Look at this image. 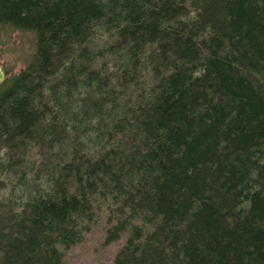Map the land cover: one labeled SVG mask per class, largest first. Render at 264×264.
Listing matches in <instances>:
<instances>
[{
    "label": "trees",
    "instance_id": "trees-1",
    "mask_svg": "<svg viewBox=\"0 0 264 264\" xmlns=\"http://www.w3.org/2000/svg\"><path fill=\"white\" fill-rule=\"evenodd\" d=\"M35 54L0 85V264H264V0H0Z\"/></svg>",
    "mask_w": 264,
    "mask_h": 264
},
{
    "label": "rangeland",
    "instance_id": "rangeland-1",
    "mask_svg": "<svg viewBox=\"0 0 264 264\" xmlns=\"http://www.w3.org/2000/svg\"><path fill=\"white\" fill-rule=\"evenodd\" d=\"M35 51V38L30 33L0 29V67L5 72L4 81L22 72L32 61ZM105 228V222L99 221L85 242L70 252L68 264H113L120 244L104 245Z\"/></svg>",
    "mask_w": 264,
    "mask_h": 264
},
{
    "label": "water",
    "instance_id": "water-1",
    "mask_svg": "<svg viewBox=\"0 0 264 264\" xmlns=\"http://www.w3.org/2000/svg\"><path fill=\"white\" fill-rule=\"evenodd\" d=\"M5 79V72L4 70L0 67V85L2 84V82Z\"/></svg>",
    "mask_w": 264,
    "mask_h": 264
},
{
    "label": "bare ground",
    "instance_id": "bare-ground-1",
    "mask_svg": "<svg viewBox=\"0 0 264 264\" xmlns=\"http://www.w3.org/2000/svg\"><path fill=\"white\" fill-rule=\"evenodd\" d=\"M4 80H5V79H4ZM3 82H4V81H3ZM3 82H2V83H3Z\"/></svg>",
    "mask_w": 264,
    "mask_h": 264
}]
</instances>
